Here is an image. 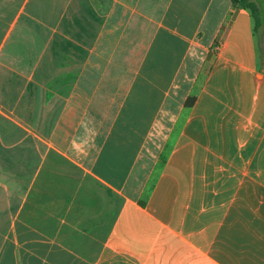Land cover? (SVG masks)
Here are the masks:
<instances>
[{
	"label": "crops",
	"instance_id": "crops-1",
	"mask_svg": "<svg viewBox=\"0 0 264 264\" xmlns=\"http://www.w3.org/2000/svg\"><path fill=\"white\" fill-rule=\"evenodd\" d=\"M254 28L232 0H0V264H264Z\"/></svg>",
	"mask_w": 264,
	"mask_h": 264
},
{
	"label": "trees",
	"instance_id": "trees-1",
	"mask_svg": "<svg viewBox=\"0 0 264 264\" xmlns=\"http://www.w3.org/2000/svg\"><path fill=\"white\" fill-rule=\"evenodd\" d=\"M232 4L234 8L241 7L249 10L255 23L254 29L257 31L262 24V7L258 0H232ZM193 101L194 99L189 100L187 107H191Z\"/></svg>",
	"mask_w": 264,
	"mask_h": 264
},
{
	"label": "rangeland",
	"instance_id": "rangeland-1",
	"mask_svg": "<svg viewBox=\"0 0 264 264\" xmlns=\"http://www.w3.org/2000/svg\"><path fill=\"white\" fill-rule=\"evenodd\" d=\"M258 2L261 4L262 7V24L257 30L259 57H260V61H262L264 60V37L262 38L264 34V0H258Z\"/></svg>",
	"mask_w": 264,
	"mask_h": 264
},
{
	"label": "clouds",
	"instance_id": "clouds-1",
	"mask_svg": "<svg viewBox=\"0 0 264 264\" xmlns=\"http://www.w3.org/2000/svg\"><path fill=\"white\" fill-rule=\"evenodd\" d=\"M74 146H75V144H74Z\"/></svg>",
	"mask_w": 264,
	"mask_h": 264
}]
</instances>
